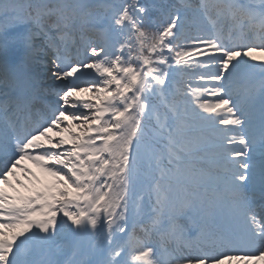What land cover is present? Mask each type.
<instances>
[{
    "label": "snow or ice",
    "instance_id": "snow-or-ice-1",
    "mask_svg": "<svg viewBox=\"0 0 264 264\" xmlns=\"http://www.w3.org/2000/svg\"><path fill=\"white\" fill-rule=\"evenodd\" d=\"M0 264H264V0H0Z\"/></svg>",
    "mask_w": 264,
    "mask_h": 264
},
{
    "label": "rangeland",
    "instance_id": "rangeland-1",
    "mask_svg": "<svg viewBox=\"0 0 264 264\" xmlns=\"http://www.w3.org/2000/svg\"><path fill=\"white\" fill-rule=\"evenodd\" d=\"M47 86L52 87V88H58V87H59V83H58L57 81L53 80V79H49V80L47 81ZM194 87H195V86H194ZM83 95H87V94L85 93V94H83ZM204 98L208 99L209 102H212V99H213L210 95H206ZM25 163H28V164H29V167H32L33 170H34L38 175H43V174L41 173V170L38 169V168H36V166L33 165L31 162H29V161H25ZM49 179H50V178H49ZM26 183H27V181H26Z\"/></svg>",
    "mask_w": 264,
    "mask_h": 264
},
{
    "label": "bare ground",
    "instance_id": "bare-ground-1",
    "mask_svg": "<svg viewBox=\"0 0 264 264\" xmlns=\"http://www.w3.org/2000/svg\"><path fill=\"white\" fill-rule=\"evenodd\" d=\"M26 164H28V163H26ZM28 166H29V164H28Z\"/></svg>",
    "mask_w": 264,
    "mask_h": 264
}]
</instances>
